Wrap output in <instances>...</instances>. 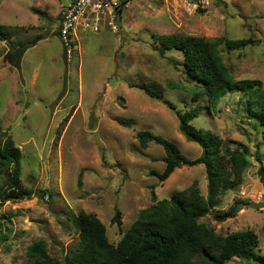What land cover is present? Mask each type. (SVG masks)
I'll use <instances>...</instances> for the list:
<instances>
[{"label": "rangeland", "instance_id": "obj_1", "mask_svg": "<svg viewBox=\"0 0 264 264\" xmlns=\"http://www.w3.org/2000/svg\"><path fill=\"white\" fill-rule=\"evenodd\" d=\"M62 4L0 0V130L22 150L21 187L33 193L31 198L7 199L0 208V264H36L27 251L38 241L46 243L52 258L63 261L79 247L73 220L82 212L96 215L116 245L122 238L113 224L117 210L125 233L140 211L194 182L206 196L203 166L181 167L161 182L154 172L165 169L164 149L156 144L142 148L137 141V133L148 130L175 143L188 159L201 155L200 146L180 133L168 104L196 112L192 124L232 149L248 150L243 183L220 196L215 211L201 222L224 237L255 233L256 252L264 256L261 127L248 117L236 92L213 107L185 74L183 55L173 50L162 57L155 41L157 35L209 43L252 38L255 44L243 50L228 51L221 44L219 53L235 81L257 80L264 86V0H210L205 10L192 8L190 0H129L118 32L79 33L80 49L72 58L65 55L58 35ZM28 45L20 70L5 62L9 52ZM144 85L162 98L149 97L140 89ZM251 203L263 207L253 209ZM236 204L235 218L214 220L215 212H228ZM227 264L257 263L233 259Z\"/></svg>", "mask_w": 264, "mask_h": 264}, {"label": "trees", "instance_id": "obj_2", "mask_svg": "<svg viewBox=\"0 0 264 264\" xmlns=\"http://www.w3.org/2000/svg\"><path fill=\"white\" fill-rule=\"evenodd\" d=\"M128 1L123 2L124 6ZM155 41L156 50L162 57L173 50L183 55L185 74L191 82L198 84L197 91L213 107L231 92L240 94V102L246 103L244 110L248 117L257 120L264 139L263 83L235 81L219 53L221 44L228 51L243 50L255 44L252 38H222L209 43L192 36L157 35ZM171 61L175 66L176 62ZM140 89L151 98H162L159 91L149 86H140ZM168 105L178 117L180 133L188 142L200 146L201 155L194 160L188 159L175 143L148 130L138 132L137 141L142 148L156 144L164 149L165 169L162 173L154 172L161 182L168 180L181 167L203 166L208 182L207 195H202L199 183L194 182L189 189L174 193L169 200L163 199L140 211L137 220L125 233L121 213L117 210L113 224L117 225L122 238L116 245L110 242L106 226L96 215L82 212L73 220L79 236L77 249L59 261L49 255L44 241H38L27 251L31 260L36 264H227L233 259H241L264 264V256L256 252L259 241L255 233L246 231L224 237L201 222L203 217L215 211L220 196L243 183L250 164L248 150L245 147L232 149L227 141L213 132L196 128L192 124L198 118L196 112H181ZM119 123L133 126L131 121L120 120ZM21 160L22 150L11 136L0 130V208L7 199L21 200L33 195L21 187ZM237 207L238 204L228 212H215L214 220L224 222L235 218ZM3 239L0 237V245Z\"/></svg>", "mask_w": 264, "mask_h": 264}, {"label": "built area", "instance_id": "obj_3", "mask_svg": "<svg viewBox=\"0 0 264 264\" xmlns=\"http://www.w3.org/2000/svg\"><path fill=\"white\" fill-rule=\"evenodd\" d=\"M58 35L65 55L72 58L79 51V33L118 32L121 7L126 0H62ZM194 9H208L210 0H190ZM48 199V198H47Z\"/></svg>", "mask_w": 264, "mask_h": 264}, {"label": "water", "instance_id": "obj_4", "mask_svg": "<svg viewBox=\"0 0 264 264\" xmlns=\"http://www.w3.org/2000/svg\"><path fill=\"white\" fill-rule=\"evenodd\" d=\"M28 46H21L19 48H16L14 51L9 52L6 57H5V62L7 64H9L10 66L15 67L16 69H21V63H22V59H23V55L26 51V49L29 47ZM262 183L264 185V172H262ZM250 208L253 209H259L261 207H263V204L260 205H255L253 203L249 204Z\"/></svg>", "mask_w": 264, "mask_h": 264}]
</instances>
